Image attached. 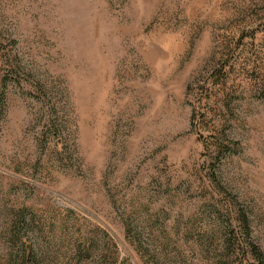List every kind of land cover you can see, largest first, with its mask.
Here are the masks:
<instances>
[{
  "label": "rangeland",
  "instance_id": "obj_1",
  "mask_svg": "<svg viewBox=\"0 0 264 264\" xmlns=\"http://www.w3.org/2000/svg\"><path fill=\"white\" fill-rule=\"evenodd\" d=\"M264 264V0H0V264Z\"/></svg>",
  "mask_w": 264,
  "mask_h": 264
},
{
  "label": "trees",
  "instance_id": "obj_2",
  "mask_svg": "<svg viewBox=\"0 0 264 264\" xmlns=\"http://www.w3.org/2000/svg\"><path fill=\"white\" fill-rule=\"evenodd\" d=\"M252 249L254 250V254H256V258H257V263L258 264H263V258L262 256L257 252V249H255L254 247H252Z\"/></svg>",
  "mask_w": 264,
  "mask_h": 264
}]
</instances>
